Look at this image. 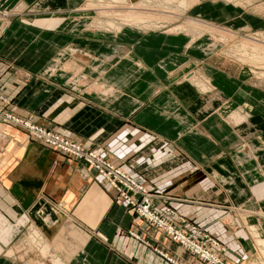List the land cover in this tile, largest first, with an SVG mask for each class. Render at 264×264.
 I'll return each instance as SVG.
<instances>
[{
	"label": "crops",
	"instance_id": "obj_1",
	"mask_svg": "<svg viewBox=\"0 0 264 264\" xmlns=\"http://www.w3.org/2000/svg\"><path fill=\"white\" fill-rule=\"evenodd\" d=\"M51 1L0 0V234L37 230L65 264H202L138 220L92 166L36 140L10 120L16 118L123 169L154 195L155 214L188 232L196 227L205 243L223 248L225 262L241 264L252 247L247 224L264 234L257 220L264 148L256 145L254 159L240 152L245 129L228 122L245 104L246 87L231 91L227 81L220 97L199 95L180 82L190 62L160 77L150 52L141 59L135 51L147 47L84 33L85 23L68 19L70 5ZM13 21L20 37L28 33L14 44L7 43ZM250 121L252 145L264 139V117ZM3 253L0 264H35L12 249Z\"/></svg>",
	"mask_w": 264,
	"mask_h": 264
},
{
	"label": "rangeland",
	"instance_id": "obj_2",
	"mask_svg": "<svg viewBox=\"0 0 264 264\" xmlns=\"http://www.w3.org/2000/svg\"><path fill=\"white\" fill-rule=\"evenodd\" d=\"M68 2L70 4H68ZM87 2H88V0H52L51 5L53 7H59V6L64 7L65 5L66 6L70 5L72 7V9H69L70 11H66V12H68V14L70 15V17L68 19L71 20L70 21L71 24H77L80 22L85 23L86 25L84 27V33H87L89 35L90 34H96L97 31H100L103 33V31H101V30H95L94 31L93 29H92V31H93L92 32L91 29H87V28L93 27L95 21L97 20V18H99V15H101L100 13L99 14L97 13L96 9H98V11H102V9H103L102 7H107V6L103 5L100 0H94L93 1L94 6H96V7L94 9H91L92 12L84 13L83 10L86 8L85 5ZM240 2H243V4L241 5ZM262 6H264V0H200V1H198V4L195 5L187 13V15H186L187 19L182 20V22L180 24L184 25L185 23L188 22V20H193L194 22H192V23H194V24H200L202 26L206 25L209 28L212 27L211 29H214V31H215L214 35L216 37H221V35H224V37L227 38V41H231V43H233L230 46L231 48L228 47V45L223 46V49L225 48L226 52L229 54V48H230V51L232 49L231 52H233L232 46L233 45L237 46L239 44L240 40L245 42L250 38H255L258 41H260L261 43L263 42L262 40H264V38L262 39L261 36L264 35V13H259L258 11H256V8H259ZM213 7H215V8H213ZM103 11L105 12V10H103ZM19 12L20 11H17V9H15L14 11L9 12V14H6L5 16H6V18H8V17H10L11 14L13 15V14H17ZM165 12L167 13L169 11L165 10ZM255 14H257V15H255ZM107 18L108 17L104 18V20H106ZM97 23H98V21H97ZM194 24H193V27H196V25L194 26ZM99 26H102V25L100 24ZM67 28L68 27L66 25V29ZM221 28L223 30H221ZM167 30H168V28L160 29L157 32L158 34L156 32H154L156 35H153L152 38H150L148 36V34L143 33L137 29L128 30L127 34L129 35V37H125V38L122 37L120 33L115 35L114 33H108L107 32V33L101 34V36H105L106 34L113 35V38H115L120 43L129 42L132 45H134L136 43V46H138V47H141V48H144L143 46L147 47V48H144L146 50L135 49V51H136V53H138L140 55V57L142 55V52H150V61H151V65H150L151 68L150 69L152 72L159 75L160 77L164 76L165 74H167V75L171 74L175 69H178V68L181 69V67L186 68L189 66L188 63L190 62V68L191 69H190V71H188L184 75H182L180 82L181 83L186 82V83H189L190 85H192L193 87H196L199 95H205L206 94L207 98H209V99H213V98L215 99L216 97L214 95H216L217 97H220L218 94L220 93V95H221V92L218 89L222 84H224V83L227 84V81L231 85V86H229L231 88V91L234 88H236L238 86V84H239L238 87H240V88L246 87V92H240V93H242V96L244 98L246 97L247 100L245 101V104L242 107L240 106L236 110V112L238 111L243 116H247L249 121L247 123H244V124H241V125L235 126V127H241L242 129H245L243 132L244 136L241 137V139H240L241 145L238 147V150L240 152L245 150L247 153H249V151H250L249 154L254 159L255 155L253 152L259 150L258 146H256V145L259 144V147L264 148V139L256 140L255 142H253L252 145L248 144V142L251 139V137H250L251 131L255 127L254 126L255 121H250V120L253 116L259 115V114L264 117V101H258V99H259L258 92L260 95H264V82H263V84L262 83L260 84L255 79H252L251 76L250 77L248 75L244 76V74H243L244 68L242 66H239L236 62H233V60L230 59L229 56H227V57L219 56V55H217V52L216 53L211 52V49L213 48L212 47L213 42H212L211 37L207 38L208 35H206V37L204 38L203 41H199L198 43L194 44L193 39H191L190 37L183 35V34L180 35L179 37H174L172 35H169V36L166 35L165 33L167 32ZM218 30H220V32ZM225 32H227V33H225ZM19 33L23 34L24 32L23 31L21 32L17 23L15 24V22L13 21V25L11 26V29H10L9 34H8V36H10V37H8L9 40L7 43L14 44V43H18L21 38H23V39L28 38L27 32L23 35V37H20L21 35H19ZM133 33L134 34L136 33V35H135V37L132 38ZM160 34H161V36H159ZM166 36H168V37H166ZM191 43H192V45H191ZM236 53H237V51H236ZM182 54H184V55L182 56ZM188 54H190V55H188ZM142 58H143V56L141 57V59ZM144 62H145V59H144ZM134 65H136V64L134 63ZM146 66L149 68L148 65H146ZM153 67H156V68H153ZM214 71H216L218 74H220V73L224 74V72H225V75L230 77V79H228L227 77H224V79H226V81H225L224 79H221V77L214 76L215 75ZM256 72H260V71L256 70ZM200 73H202L201 76H205L206 78L210 79L212 86L215 88V92H211V91L210 92L209 91L203 92L201 90V88H199V86L194 81H192V77L197 76ZM234 95H237V94H234ZM239 109H240V111H239ZM233 113H235V111L232 112L230 114V116ZM10 120L15 124H20V123H17L16 121L24 122V121H21V120L16 119V118H11ZM26 123H28V122H26ZM20 125L33 138L43 142L49 148H52L56 151H59V152L65 154L67 156H71L59 148L51 147L49 144H47L44 140L39 138L37 135L30 133L29 130L24 126V123L20 124ZM31 125H34L35 128H38L41 130L42 129L47 130V129H45V128L41 127L40 125H37V124H31ZM231 126L233 127L232 124H231ZM50 132L53 133L54 135H57L58 137H62L64 139H66L63 135H61L57 132H54L52 130H50ZM70 141H72V140H70ZM82 149H84V148H82ZM85 151L87 153H94V152L89 151V150H85ZM95 155L98 158L104 159L112 167L119 168V167L114 166L112 163H110L104 157L99 156L98 154H95ZM74 158L79 160V158H77L75 156H74ZM81 161L87 163L85 160H81ZM119 169H121V168H119ZM136 183L138 185H140L143 190L146 191V193L150 196V200H151V198H154V195L151 192H149L146 188H144L138 182H136ZM257 186H258L257 190L259 191L260 195H262V197L264 198V182H260L259 184H257ZM135 196L137 198L138 194H135ZM119 199H120V195L118 197V200ZM151 211L154 213V211L152 210V201H151ZM155 215L165 219L166 225L168 226V229L166 231L163 228H159V226L157 224H154L153 222H150L149 220H147L145 218H140L139 216H137V214H136V218L140 221L146 222L150 226V228L159 231L164 236H166L167 239L177 243L185 252H188L189 254L194 256L202 264H211L210 262H208L206 260V258L212 259V261H214V262H212V261L211 262L214 264H228L229 263L228 261H227L228 263L225 262V260H224L225 258H223V256H222V254L224 252L223 248H221V246L218 247L219 245L217 243H213V241H210L209 245L207 243H205L206 241H204V239H206L207 236H203L197 230L196 227H192L191 232H188V231H185L182 227L180 228V226L175 225L174 223H172L171 221H169L165 217H163L161 215H157V214H155ZM257 215L259 216V217H257V220H259V218L262 217V218H260V221L262 222V225L264 227V211L258 212ZM253 222L254 221H251V223L247 224V226H246L247 241H249L252 244V247L246 253V257L244 258V260L242 261L241 264H264V251H263L264 247H261V245L256 242V238H255V235H259L260 239L264 240V234H262L260 231V228H258L259 225L254 224ZM230 224L232 225L231 222H230ZM198 229H200V228H198ZM177 232L183 234L185 237L187 236V237L191 238L192 241L195 240L200 245V247L201 246L203 247V248L201 247L202 248L201 249L200 247H198V245H196L199 248V250H201V251H199V253L198 252L194 253L195 251L192 250L191 248L185 247L184 245L180 244L178 241H175L173 236ZM35 233H36V230L32 231V229H28L26 231V233L24 232L22 234H7V235L6 234H0V254H4L3 252L7 251L8 249H12V251H14L15 255H17L20 259L24 255V258H26V259L28 258L29 261H34L35 264H38V263L42 264L44 262V258L42 257V253H41L42 245H40L42 242H40L39 237ZM197 234L199 235L198 237L196 236ZM198 238H201V239H198ZM48 243H50V242H48ZM212 245H214L215 247H218L219 249L217 250L215 248H212ZM155 250H156V252H160L161 255L163 254L158 249H155ZM9 255L14 256L11 254V252L9 253ZM51 255H50V263L52 260ZM162 256H164L169 261L173 260V258H171L167 254H163ZM46 260L49 261V259H46Z\"/></svg>",
	"mask_w": 264,
	"mask_h": 264
},
{
	"label": "bare ground",
	"instance_id": "obj_3",
	"mask_svg": "<svg viewBox=\"0 0 264 264\" xmlns=\"http://www.w3.org/2000/svg\"><path fill=\"white\" fill-rule=\"evenodd\" d=\"M93 1L94 0H88V2L85 5L86 8L83 10L84 13L92 12L91 9H94L96 7L94 6ZM100 1L102 2L103 5H106L107 7H102L103 8L102 11H98V9H96L97 13L98 14L100 13L101 15H99V18H97L93 27H89L87 29H91V31L92 29L94 31L101 30L103 31V33L108 32V33H114L115 35L120 33L121 36L124 38L129 37V35L127 34L128 30L137 29L143 33L148 34V36L152 38L153 35H156L154 32L157 33L160 29L168 28L167 32L165 33L166 35L179 37L180 35L183 34L193 39L194 44L198 43L199 41H203L206 35H208L207 38L211 37L213 42L212 44L213 48L211 49V52L213 53L217 52V55L219 56H225V57L229 56V58L232 59L233 62H236L239 66H242L244 68L243 70L244 76L247 75L249 77L251 76L252 79H255L256 81H258V83L263 84L264 40H262L263 41L262 43L255 38H250L245 42L240 40L237 46L235 45L232 46L233 52H231L232 49L230 51L231 48L230 46L233 43H231V41H227V38H225L224 35H221V37H216L214 35L215 33L214 29H211L212 27L209 28L206 25L202 26L200 24H194L192 23L194 22L193 20H188V22L184 24L185 26L180 24L182 20L187 19L186 16L187 13L195 5H197L198 1L200 0H100ZM240 4L242 5L243 2H240ZM20 10L21 8L17 9V11ZM103 10H105V12ZM165 10L169 12L166 13ZM256 11H258L259 13H264V6L256 8ZM106 17H108L109 19L107 18L106 20H104V18ZM98 24L99 25L101 24L102 26H99ZM193 24L194 26L196 25V27H193ZM5 27L6 26L3 27L2 32L5 30ZM221 30L223 29L221 28ZM218 31L220 32V30ZM135 35L136 33L135 34L133 33L132 38L135 37ZM159 36H161V34ZM261 37L263 39L264 35H262ZM224 45H228V47H230L229 54L226 52L225 48L223 49ZM256 70H259L260 72H256ZM201 74L202 73L192 77V81H194L199 86V88H201L203 92H208V91L215 92V88L212 86L210 79L206 78L205 76H201ZM248 121H249L248 117L243 116L238 111L237 112L235 111V113L229 116V120H228V122H230V124H232L233 127L247 123ZM35 234L39 237L40 242H42L40 245H42L41 253H42V257L44 258V262L41 263L65 264L56 255V252L53 251V248L50 245V243L46 241V237L39 231H37ZM255 238H256V242L259 243L261 247H264V240H261L259 235H255ZM11 254H13V252H11ZM50 255L52 256L51 263H50ZM46 259H49V261Z\"/></svg>",
	"mask_w": 264,
	"mask_h": 264
},
{
	"label": "built area",
	"instance_id": "obj_4",
	"mask_svg": "<svg viewBox=\"0 0 264 264\" xmlns=\"http://www.w3.org/2000/svg\"><path fill=\"white\" fill-rule=\"evenodd\" d=\"M16 122L20 124L24 123V126L29 130L30 133L37 135L51 147L59 148L72 157L75 156L79 158V160H85L88 164L93 166L98 174L104 177L111 184V186L118 191L120 195L118 202H121V200L125 201L140 218H145L150 222L157 224L159 228H163L165 231L168 229L165 219L156 216L151 211L152 198L150 200V196L146 193V191L143 190L142 187L138 185L131 177H129L128 174L124 172V170L112 167L108 162H106L104 159L98 158L94 153H87L81 148V146L77 145L73 141L58 137L48 130L35 128V126L31 125L30 123L20 121ZM135 194H138L137 198ZM173 237L175 241H178L185 247L194 250V253H199V251H201L198 248L200 245L195 240L194 242L191 240V238L187 236L185 237L179 232L174 234ZM196 245H198V247ZM206 260L211 264H214L212 263L214 262L212 259L206 258Z\"/></svg>",
	"mask_w": 264,
	"mask_h": 264
}]
</instances>
